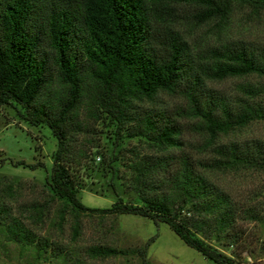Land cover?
<instances>
[{"label": "trees", "instance_id": "obj_1", "mask_svg": "<svg viewBox=\"0 0 264 264\" xmlns=\"http://www.w3.org/2000/svg\"><path fill=\"white\" fill-rule=\"evenodd\" d=\"M179 1L194 3V14L201 20H224L235 3L264 11V0ZM162 2L0 0V106L17 105L22 120L32 126L45 125L55 138L47 188L52 199L61 203V212L68 208L76 213L143 216L155 224H166L187 247L214 264H244L197 235L200 231L226 230L239 209L186 161L167 180V193L151 191L155 186L142 179L137 188L138 204L116 195L108 207H89L76 196L78 186L69 169L68 140L71 131L80 129L73 113L89 84L93 88L92 103L114 121L116 132L132 121L129 135H140L162 148L178 145L176 125L164 114H130L131 100H150L159 90H179L187 100L188 112L200 121L209 137L253 120H264L263 107L244 101V108L234 110L202 82L203 78L264 76V49L224 44L211 49L206 62L195 65L187 45L177 35H171L164 47L157 48L151 16ZM255 89L248 85L244 92L255 94ZM215 153L222 163L264 170V143L260 140L218 145ZM163 159H144L134 170L138 176H146L161 168ZM15 164L29 169L41 165L21 160ZM186 208L192 213L190 217L181 215ZM1 211L6 215L4 209ZM5 225L8 239L34 244L37 250L48 247L45 240L37 239L15 218ZM153 238L135 250L140 264H146V249ZM88 251L92 256L121 252L105 246H93Z\"/></svg>", "mask_w": 264, "mask_h": 264}, {"label": "rangeland", "instance_id": "obj_2", "mask_svg": "<svg viewBox=\"0 0 264 264\" xmlns=\"http://www.w3.org/2000/svg\"><path fill=\"white\" fill-rule=\"evenodd\" d=\"M161 5L151 16L155 46L161 49L171 35H177L187 45L195 65L206 62L209 51L224 44L264 49L262 10L235 3L224 20H201L194 14L197 8L192 2L163 0ZM202 82L234 110L244 108V101L264 108V76L203 78ZM248 85L255 86L257 93L246 94ZM84 90L73 113L80 129L71 131L68 140L69 169L81 203L105 208L118 195L123 201L138 204L137 188L142 179L152 182L155 188L151 191L167 193V180L186 161L239 209L226 230L200 231L197 235L235 261L264 264V170L222 163L215 153L218 145L231 142L256 139L264 143V120L209 137L200 121L188 112L187 100L179 90H159L150 100H131L130 114H164L176 125L178 145L162 148L140 135H129L132 121L116 132L114 121L92 103L91 84ZM18 112L15 104L0 106V264H140L135 250L151 236L146 264H214L187 247L162 222L155 224L134 214L76 213L68 208L61 212V203L52 199L47 188L55 138L45 125H29ZM148 158H164L162 167L138 176L134 166ZM20 160L41 165L29 169L15 164ZM191 214L187 208L181 211L185 217ZM12 217L37 239L45 240L48 247L42 251L34 244L8 239L5 223ZM93 246L121 252L92 256L88 250Z\"/></svg>", "mask_w": 264, "mask_h": 264}]
</instances>
